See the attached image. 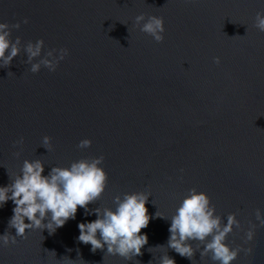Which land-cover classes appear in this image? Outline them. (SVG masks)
<instances>
[{"label":"water","instance_id":"95a60500","mask_svg":"<svg viewBox=\"0 0 264 264\" xmlns=\"http://www.w3.org/2000/svg\"><path fill=\"white\" fill-rule=\"evenodd\" d=\"M258 12L264 0H0V22L20 23L13 40L43 39L42 56L69 53L54 72L41 66L32 73L23 48L10 67L0 63V186L25 159L43 161L47 175L103 155L108 185L89 209L115 210V196L142 191L150 193L152 217L141 230L143 254L131 261L78 241V224L97 218L78 207L52 235L29 230L16 244L0 242V264H160L165 254L176 264H219L200 256L202 245L192 261L166 246L171 217L192 188L208 194L224 223L229 213L241 222L227 242L252 251L232 264H264V226L256 219L257 209L264 219ZM141 14L163 17V42L135 25ZM44 136L52 138L50 151ZM83 139L91 146L78 148ZM14 207L10 200L0 206V235H15L8 228ZM252 225L254 238L245 243Z\"/></svg>","mask_w":264,"mask_h":264},{"label":"clouds","instance_id":"9594fccd","mask_svg":"<svg viewBox=\"0 0 264 264\" xmlns=\"http://www.w3.org/2000/svg\"><path fill=\"white\" fill-rule=\"evenodd\" d=\"M23 23L27 24L25 18ZM135 25L140 31L150 35L157 43L164 40V19L158 16L143 14L135 17ZM254 26L264 32V13L258 12ZM20 23L9 25L0 22V63L10 67L13 58L17 57L22 48L27 54V62L31 64L30 71L38 73L41 66L49 71H55L59 62L69 53L68 49H59V56L54 55L56 49H51L42 56L44 40L29 41L22 44L21 38L12 39V29H19ZM37 62H33L37 60ZM214 62L219 65L220 58L215 57ZM51 137H43V147L52 149ZM23 137L15 141L22 144ZM92 141L83 139L77 145L84 149L90 147ZM19 156L20 153H15ZM104 156L85 158L71 163L69 167L53 166L47 175H44L43 161H23L20 173L17 174L7 186H0V206L9 200L13 202V216L8 222V228H15L12 235L7 231L0 235V242L7 247L16 244V237L27 239L29 230H47L52 235L63 227L69 219H75L78 207L84 209L86 215L95 214L96 219L91 222L78 224V241L91 245V251H103L106 248L108 255L120 256L131 261L134 257L142 255V248L148 243L146 234L141 230L148 227L152 218L146 207L150 193L132 192L125 193L123 197H114L115 210L111 208L96 207L89 209L90 204H95L102 197L108 185V174L101 165ZM183 171V170H181ZM156 217L164 218L156 212ZM256 219L260 226H264L260 210H256ZM28 221L27 223L25 221ZM168 229L170 236L167 247L174 250L181 257L192 261L201 245L203 250L200 256H209L213 262L219 264H232L243 250L250 254L252 249H243L241 246L232 248L227 238L234 228L240 229L241 222L236 213H229L226 223L216 214L215 205L206 192L189 189L175 214L171 217ZM256 225H252L245 234V243L253 240ZM192 242H198L193 247ZM160 264H176V261L165 254Z\"/></svg>","mask_w":264,"mask_h":264}]
</instances>
